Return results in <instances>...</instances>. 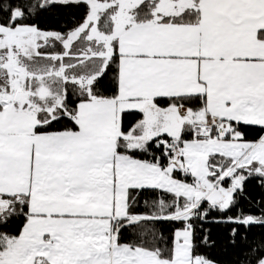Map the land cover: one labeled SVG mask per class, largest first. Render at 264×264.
<instances>
[{
    "label": "snow or ice",
    "instance_id": "snow-or-ice-1",
    "mask_svg": "<svg viewBox=\"0 0 264 264\" xmlns=\"http://www.w3.org/2000/svg\"><path fill=\"white\" fill-rule=\"evenodd\" d=\"M0 264H264V0H0Z\"/></svg>",
    "mask_w": 264,
    "mask_h": 264
},
{
    "label": "trees",
    "instance_id": "trees-1",
    "mask_svg": "<svg viewBox=\"0 0 264 264\" xmlns=\"http://www.w3.org/2000/svg\"><path fill=\"white\" fill-rule=\"evenodd\" d=\"M42 24H51V25H55L56 21L53 20V19H46L44 21L41 22ZM205 227H209L212 229L213 231V234L215 236H217L218 238H224L226 236V232L225 230L220 227V226H216V225H212V224H208V225H205ZM258 231V230H257ZM214 253H215V250H214Z\"/></svg>",
    "mask_w": 264,
    "mask_h": 264
}]
</instances>
